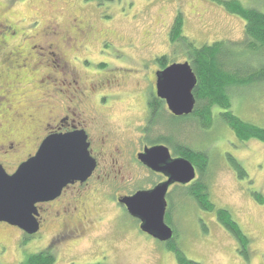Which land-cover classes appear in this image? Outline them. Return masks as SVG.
<instances>
[{"label":"rangeland","instance_id":"obj_1","mask_svg":"<svg viewBox=\"0 0 264 264\" xmlns=\"http://www.w3.org/2000/svg\"><path fill=\"white\" fill-rule=\"evenodd\" d=\"M41 1L44 2L18 0L16 11L20 17H25V22H31L32 14L42 6ZM238 1L246 8L264 12V0ZM58 5L67 13L80 14L85 21L107 33L112 42L111 51L102 48L96 39L87 43L88 50L76 51L75 55L87 58L85 71L89 75H96V69L103 71L110 67L115 69L117 79L121 76L125 80L124 86L112 92L116 98L108 110L112 123L120 125V132L141 131L145 124L144 130L148 128L144 119L145 98L151 93L153 72H160L172 63L189 62L187 47L170 35L179 15L183 17L182 34L198 47L212 45L215 41H241L245 36L244 18L228 11L218 0H60ZM73 56L71 54V58ZM256 56L258 58L257 54L246 55L238 62L245 64L248 57L256 60ZM162 57H166L165 65L159 63ZM231 96L230 110L235 116L264 128V83L240 88ZM24 104L28 103L23 100ZM160 110L161 115L152 127V137L170 135L173 147L180 145L208 155L210 164L205 171V181L212 201L217 208H227L234 214L249 238V258L240 252L235 236L219 223L216 212L202 210L182 187H176L172 193L174 202L169 212L179 248L186 258L200 264H264V203L254 195L256 191L264 195V141L241 142L219 116L226 110L217 106L213 109L209 129L199 124L193 114L171 128L167 122L172 113L166 103L162 102ZM229 153L240 162L247 175H238L233 170ZM175 155L181 154L173 152ZM3 159L0 158L5 163ZM6 163L4 168L9 173L12 170ZM144 175L145 180L136 187H144L155 179L146 171ZM101 188L105 194H94L92 199L96 203L90 204L94 206H90L92 215L100 220L95 217V227L83 241L57 247L55 264H180L170 250L176 245L167 247L159 240L145 238L136 227V220L122 209L118 212L112 203V189ZM117 188L126 191L125 185ZM50 231L27 235L17 227L0 225V264H22L31 255L47 249ZM101 249L106 250L107 259H99Z\"/></svg>","mask_w":264,"mask_h":264},{"label":"flooded vegetation","instance_id":"obj_2","mask_svg":"<svg viewBox=\"0 0 264 264\" xmlns=\"http://www.w3.org/2000/svg\"><path fill=\"white\" fill-rule=\"evenodd\" d=\"M17 1L0 0V158H4L12 170L9 173L13 174L38 152L47 137L81 131L86 133L90 154L97 163L86 181H75L53 201L37 205L39 232L51 230L52 234L47 237L54 250L83 241L96 223L90 208L94 207L91 203H96L92 196L104 195L101 187L108 186L118 212L119 209L127 212L137 221L136 227L142 235L153 238L140 228L141 220L133 217L120 199L140 190L154 189L168 179L166 174L152 171L139 159L146 148L168 147V144L161 141L164 137H152L154 129L144 130L146 124L141 131L120 132V125L113 124L108 117V110L116 98L112 92L124 86L125 80L121 76L117 79L115 69L110 67L103 71L96 69L98 73L91 76L85 71L87 58L75 55L76 51L88 50L87 43L96 39L102 48L111 51L108 34L85 21L80 14L67 13L59 7L60 0L41 1L42 6L32 14L31 22H25V17H20L16 11ZM71 54H74L72 58ZM158 72H153L151 93L145 98L147 123L151 115L148 107L151 96L165 101L157 96ZM23 100L28 104L22 105ZM164 139H169V135ZM170 152L173 158L181 157ZM0 163L5 165L1 160ZM194 167L195 180L187 185L173 184L166 194V224L172 227L174 234L173 239L163 242L165 244L177 238L175 228L167 220L174 202L172 193L176 187L187 189L197 184L201 175L197 166ZM145 171L155 179L144 187H136L145 180ZM120 185H125L126 191H120L117 188ZM0 225L13 228L4 222ZM99 252V259H107L106 250Z\"/></svg>","mask_w":264,"mask_h":264},{"label":"water","instance_id":"obj_3","mask_svg":"<svg viewBox=\"0 0 264 264\" xmlns=\"http://www.w3.org/2000/svg\"><path fill=\"white\" fill-rule=\"evenodd\" d=\"M157 78V96L167 102L172 115L184 117L194 113L198 77L188 61L172 63L158 72ZM139 159L152 171L166 174L168 179L154 189L125 196L120 203L141 220L140 228L145 233L168 242L173 239L174 231L166 224V194L173 184L187 185L195 180L197 172L187 158H173L166 145L146 148ZM96 166L88 137L81 131L47 137L38 152L13 174L0 163V222L17 227L27 235L37 234L40 229L37 205L53 201L75 181H86Z\"/></svg>","mask_w":264,"mask_h":264},{"label":"trees","instance_id":"obj_4","mask_svg":"<svg viewBox=\"0 0 264 264\" xmlns=\"http://www.w3.org/2000/svg\"><path fill=\"white\" fill-rule=\"evenodd\" d=\"M97 1L102 2L108 0ZM218 1H220V3L222 2L228 11L239 14L244 18V21H246L245 36L241 41H215L212 45L206 44L202 45V47H198L195 45L194 41L182 34L184 29L182 15L176 18L170 32L173 40L178 42L181 41L183 43L182 45L187 47L190 66H192L196 77H198V83L194 90V96L197 102L192 116L195 117L198 123L202 124L204 128L209 129L213 123V118H211L213 116V109L217 106L226 110V112L219 113V116L230 128H232L236 138L241 142H247L249 139H261L264 141L263 127H258L249 121H244L242 118L235 116L233 111L230 110L232 108L231 95L235 94L240 88L257 87V84L264 83V12L256 8H246L242 6L238 0ZM251 54H257L258 58L256 56L255 60L248 57L246 59L247 63L245 64L238 62L241 60L240 57L245 58L246 55L249 56ZM165 61L166 57H162L159 63L165 65ZM157 101L161 104L153 100L152 97L149 99L148 107L151 115L150 118H148L149 122L146 130H151L153 125L157 123V118L161 115L162 110L160 109L162 108V102L165 103V101ZM184 119L185 117L178 118L171 115L167 123L168 126L170 125L172 128L173 125L175 126L177 123L181 124ZM171 139L169 135V139L166 140L163 138L161 141H164L173 148L172 151L177 155L181 154L183 158L186 157L197 166L201 175L196 185L187 188L186 194L194 203L199 205L202 210L216 212L219 223L221 222V224L235 236L239 243L240 252L249 258V238L237 223L234 214L227 208H217L216 204L212 201L208 183L205 181V171L210 164L208 155L201 151L194 152L188 147H182L180 145L173 147ZM228 160L231 161L233 170L236 171L238 175H247L246 170H244L240 162L231 156L230 153L228 154ZM254 195L259 202L264 203V195L261 192L256 191ZM167 220L168 223L172 225L169 215ZM176 239L169 242L167 247L176 245L170 250H172L178 262L180 264H200L186 258L181 248H179V244L177 245ZM55 262V250L53 247H48L41 252L31 255L22 264H55Z\"/></svg>","mask_w":264,"mask_h":264}]
</instances>
